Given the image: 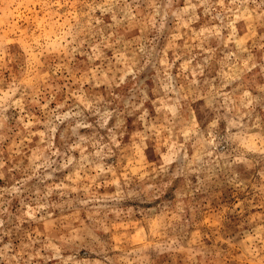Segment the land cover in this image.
I'll use <instances>...</instances> for the list:
<instances>
[{"label": "rangeland", "instance_id": "rangeland-1", "mask_svg": "<svg viewBox=\"0 0 264 264\" xmlns=\"http://www.w3.org/2000/svg\"><path fill=\"white\" fill-rule=\"evenodd\" d=\"M0 264H264V0H0Z\"/></svg>", "mask_w": 264, "mask_h": 264}]
</instances>
